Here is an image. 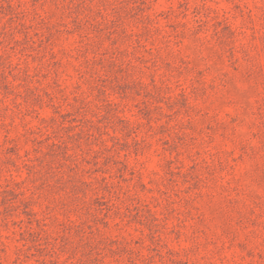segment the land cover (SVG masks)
I'll return each mask as SVG.
<instances>
[{
    "label": "rangeland",
    "instance_id": "rangeland-1",
    "mask_svg": "<svg viewBox=\"0 0 264 264\" xmlns=\"http://www.w3.org/2000/svg\"><path fill=\"white\" fill-rule=\"evenodd\" d=\"M0 264H264V0H0Z\"/></svg>",
    "mask_w": 264,
    "mask_h": 264
}]
</instances>
